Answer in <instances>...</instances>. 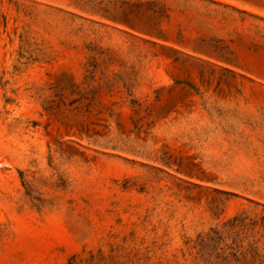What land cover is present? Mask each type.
Segmentation results:
<instances>
[{"label":"rangeland","instance_id":"rangeland-1","mask_svg":"<svg viewBox=\"0 0 264 264\" xmlns=\"http://www.w3.org/2000/svg\"><path fill=\"white\" fill-rule=\"evenodd\" d=\"M0 264H264V0H0Z\"/></svg>","mask_w":264,"mask_h":264}]
</instances>
